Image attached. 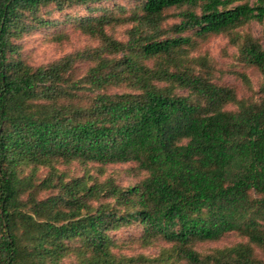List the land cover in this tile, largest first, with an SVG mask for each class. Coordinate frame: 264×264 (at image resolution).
I'll list each match as a JSON object with an SVG mask.
<instances>
[{"label":"trees","instance_id":"trees-1","mask_svg":"<svg viewBox=\"0 0 264 264\" xmlns=\"http://www.w3.org/2000/svg\"><path fill=\"white\" fill-rule=\"evenodd\" d=\"M130 4L0 0V264H264V0ZM68 24L99 45L24 58L26 36ZM219 34L260 73L257 98L192 55Z\"/></svg>","mask_w":264,"mask_h":264},{"label":"rangeland","instance_id":"rangeland-1","mask_svg":"<svg viewBox=\"0 0 264 264\" xmlns=\"http://www.w3.org/2000/svg\"><path fill=\"white\" fill-rule=\"evenodd\" d=\"M122 5L129 7L131 0H118ZM175 11V10H173ZM180 21L179 18L168 17L165 27L169 28ZM132 24L119 26L114 30H108L121 40L128 39V29ZM64 28V29H63ZM246 30L250 31L255 37L262 38L263 24L253 21L245 26ZM51 30H40L26 36L23 43V56L24 58L35 66L47 65L56 60L62 59L69 55L81 53L84 50L97 47L99 45L98 39L93 38L87 34H83L73 25H65L59 31V35H55ZM48 33H50L48 35ZM60 37V38H59ZM192 55L199 56L207 54L211 59L213 65L217 63L216 82L233 86L237 90L238 97L241 98H257L261 85V75L253 67H246L239 60L240 51L237 45L230 42L229 35L219 34L212 35L207 40H198V45L193 47ZM215 66V65H214ZM90 68V63L78 60L76 65V77L84 76ZM241 73H246L250 86L246 85L241 78ZM123 88H113V92H119ZM185 93V91H182ZM116 168H124L126 165L119 164ZM141 230L138 227H126L117 233V237H125L132 233H139ZM239 238L235 234H230L226 239H223L218 244H229L238 241ZM216 243H209L207 246H214ZM152 250V249H151ZM152 251H156L153 249Z\"/></svg>","mask_w":264,"mask_h":264}]
</instances>
